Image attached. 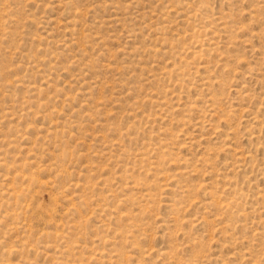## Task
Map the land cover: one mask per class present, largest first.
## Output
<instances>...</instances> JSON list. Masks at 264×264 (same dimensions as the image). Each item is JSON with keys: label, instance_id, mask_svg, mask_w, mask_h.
<instances>
[{"label": "rangeland", "instance_id": "374dc122", "mask_svg": "<svg viewBox=\"0 0 264 264\" xmlns=\"http://www.w3.org/2000/svg\"><path fill=\"white\" fill-rule=\"evenodd\" d=\"M0 264H264V0H0Z\"/></svg>", "mask_w": 264, "mask_h": 264}]
</instances>
